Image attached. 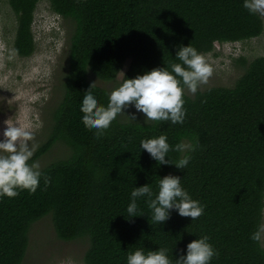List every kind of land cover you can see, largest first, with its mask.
<instances>
[{
    "label": "trees",
    "instance_id": "obj_1",
    "mask_svg": "<svg viewBox=\"0 0 264 264\" xmlns=\"http://www.w3.org/2000/svg\"><path fill=\"white\" fill-rule=\"evenodd\" d=\"M42 0H0L17 16L15 51L22 58L36 52L35 14ZM53 12L73 24L70 66L62 101L53 112L51 131L29 163L44 158L57 144L70 154L41 170L37 191L0 197V264H23L32 227L52 215L57 238L85 241L84 264H126L137 247H167L175 259L191 241L209 237L217 255L210 264H264V243L251 239L264 220V57L244 64L234 87L184 92L182 124L123 121L120 114L97 137L81 120L80 102L90 73L116 81L179 62L176 49L189 43L214 53L216 44L259 38L264 21L249 13L243 0H48ZM240 62L245 63V58ZM122 80V81H123ZM122 83V82H121ZM101 104L109 91L93 85ZM165 134L170 146L195 145L184 169L159 165L140 149V141ZM181 153L170 150L175 164ZM181 177L182 186L204 205L196 220L172 211L163 224L151 220L145 198L139 217L126 209L134 187L159 178ZM45 177L48 183H45Z\"/></svg>",
    "mask_w": 264,
    "mask_h": 264
},
{
    "label": "clouds",
    "instance_id": "obj_2",
    "mask_svg": "<svg viewBox=\"0 0 264 264\" xmlns=\"http://www.w3.org/2000/svg\"><path fill=\"white\" fill-rule=\"evenodd\" d=\"M243 7L249 13L264 15V0H243ZM175 59L179 62L168 67L153 68L137 74L134 78H125L108 93L107 105L98 101L91 90L95 81L92 82L80 102L81 120L84 125L95 129V135L100 137L117 115L125 113L130 106L144 115V124L149 121L182 124L186 115L183 98L185 90L195 94L199 86L207 82L213 69L206 55L191 43L178 46ZM128 116L133 121L137 119L135 114ZM5 125L0 134L3 137L0 139V197L15 198L23 190L35 193L42 173L38 162L29 163L34 155V148L30 144L33 132L28 126L10 123L8 120ZM167 141L165 134L142 139L140 149L145 150L159 165H174L179 170L186 168L191 159L188 153L195 150V145L180 142L173 147ZM170 150L182 154L175 164L169 162ZM45 183H48L47 177ZM157 188L155 193L150 184L132 189L126 209L130 219L139 217V198H145V203L152 213L151 220L160 225L170 218L173 210L179 216L191 218L192 221L203 214L204 205L193 199L182 186L180 176L169 174L159 178ZM262 232L264 226L253 233L251 239L259 241ZM216 255L209 237L202 235L188 243L186 249L178 252L175 259L169 256L167 247H158L156 250L137 247L128 252L126 264H210Z\"/></svg>",
    "mask_w": 264,
    "mask_h": 264
},
{
    "label": "rangeland",
    "instance_id": "obj_3",
    "mask_svg": "<svg viewBox=\"0 0 264 264\" xmlns=\"http://www.w3.org/2000/svg\"><path fill=\"white\" fill-rule=\"evenodd\" d=\"M259 14V13H258ZM264 21V15L259 14ZM73 27L71 22L52 11L48 0L38 5L34 34L36 52L29 58L20 57L15 51L17 16L7 3L0 4V134L5 121L28 126L33 132L30 144L36 149L46 141L51 131L53 112L62 101L64 84L70 64L69 37ZM214 53L206 54L213 69L207 82L197 91L214 87L232 88L246 72L244 64L264 57V31L256 39L247 42L216 44ZM245 58L246 62H240ZM124 72L116 81L102 82L92 73L88 76L95 85L109 92L123 80ZM186 93L193 97L194 94ZM135 114L136 121L144 123V115L129 107L120 117L123 121H133L128 115ZM151 122V121H149ZM0 135V139H2ZM69 147L57 144L44 158L37 161L40 171L49 163L66 159ZM52 215L33 225L30 246L23 264H84L88 249L85 241L65 243L57 238ZM264 226V220H263ZM264 243V232H262Z\"/></svg>",
    "mask_w": 264,
    "mask_h": 264
}]
</instances>
